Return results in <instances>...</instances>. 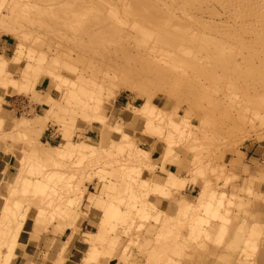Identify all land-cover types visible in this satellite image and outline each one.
Listing matches in <instances>:
<instances>
[{"label":"rangeland","instance_id":"374dc122","mask_svg":"<svg viewBox=\"0 0 264 264\" xmlns=\"http://www.w3.org/2000/svg\"><path fill=\"white\" fill-rule=\"evenodd\" d=\"M10 1L0 6V56L9 59L11 72L0 73V201L12 212L20 199L32 211L26 222L13 217L0 220V226L11 229L0 237L4 247L0 264H107L110 260V264H142L153 238L162 231L166 246L160 264L169 257L181 264H233L225 254L229 250L215 249L228 243L226 239L220 245L209 241L214 247L205 248L201 236L195 238L188 231L198 227V214L204 212L201 205L212 190L228 219L211 218V228L221 222L228 227L232 213L224 200L234 196L224 191L243 178L228 177L227 163L232 157H246L247 152L258 157L257 162L264 160V23L256 19L264 20V2L260 6L252 0L254 9L251 0L246 4L241 0L239 12L235 10L239 0L232 5V0H94L93 9L82 14L91 23L83 24L71 11L72 0H13V14ZM247 3L259 13L247 9ZM249 13L259 15H253L257 22ZM19 45L27 53L25 61L42 64L38 73L27 68L23 72L12 60ZM28 52L46 59L34 61ZM54 66L61 76L49 72ZM73 93L78 96L75 103ZM82 99L94 106L85 110ZM122 100L128 102L127 108L118 103ZM98 102L106 119L96 112ZM51 108L53 112L45 117ZM114 118L117 126L135 129L134 145L151 152L142 158L147 168L141 176L163 180L160 184L168 191L164 195L154 190L153 181L150 189L133 185L137 194L131 201L138 200L142 214L151 209L146 199H153L156 207L150 211L171 216L166 218L168 224L136 216L129 234L101 232L105 202L112 198L127 208L130 180L119 165L127 162L128 154L117 150L93 155L75 149L82 142L99 143L100 150L109 146ZM146 118L153 120V127H148ZM155 126L173 132L174 142L163 139ZM169 148L173 150L166 154ZM170 164L178 170H166ZM20 173L24 191L16 184ZM47 187L55 200L45 197L42 202L41 190ZM141 192L144 196L137 198ZM181 198L193 205L189 219L179 212ZM246 199L247 204L253 200ZM263 200L264 192L253 200L255 207ZM40 206L48 207L49 213L34 217ZM52 211L57 213L54 218ZM251 228L262 230L261 247L249 250L251 262L264 264V223ZM18 229L22 231L14 242ZM231 230L225 238L234 235ZM93 239L99 241L96 259L88 258Z\"/></svg>","mask_w":264,"mask_h":264},{"label":"bare ground","instance_id":"6f19581e","mask_svg":"<svg viewBox=\"0 0 264 264\" xmlns=\"http://www.w3.org/2000/svg\"><path fill=\"white\" fill-rule=\"evenodd\" d=\"M12 1L13 0H11L10 3H9V6H10L9 10H10L11 14L15 13V11H16L15 10L14 12H11L13 10V8H14V6H12V5H14V3H13L14 1L13 2ZM223 1H222V3H223ZM228 1H230V0H228ZM228 1L226 2L227 6H228V4L230 6V2L228 3ZM240 1L241 0H239V2H238L239 4L237 3L238 5L236 4V8L237 9H235V10H238L239 12H240V8H243V5H241V3L243 4L244 3L243 1H245V4H246L247 0H243L241 3H240ZM248 1L250 3V0H248ZM261 1L264 2V0H260V1L256 0L255 2L259 3ZM4 2H5V0H0V6H2L4 4ZM231 2H232L231 5L234 4L233 0ZM251 3L253 5L252 0H251ZM15 5H16V3H15ZM93 5H94V0H72V2H71V11L76 13L77 21L79 23H83V24L84 23H91V19L84 18L85 16L82 15V14H85L86 12H88V10H92L93 9ZM207 5H209V4H207ZM239 5H241L242 7H240V8L237 7ZM250 5L248 3L246 5L247 9H249V10L251 8V7L249 8ZM259 5L261 6L262 3L261 4L259 3ZM246 6L244 5V8H246ZM254 6L255 5H253L252 7H254ZM156 7H158V6H156ZM160 7H161V5H160ZM262 8H264V7L262 6ZM254 9H255V7H254ZM49 10H53V7L51 6ZM188 10H190V9H188ZM193 10H195V9H193ZM251 10H252V8H251ZM257 10H255V11L252 10V12H256L258 14L259 12ZM216 11H217V14H218L219 11L217 9H216ZM243 11H245V10H243ZM249 12H251V11H249ZM208 13H211V12L208 11ZM219 14H220V12H219ZM252 14L254 15V18H255V16H259V15L255 14V13H252ZM253 15L250 14L252 19H254ZM262 16H263V14H262ZM241 17H242V15H241ZM243 18H244V16H243ZM261 18L260 17H258V18L256 17V19H258V20L260 19L259 21H261V22L263 21L262 22V24H263L264 20H263V18L261 20ZM252 19L250 18V20H252ZM227 21H228V19H227ZM254 21L257 22V20H255V19L253 20V22ZM253 22L250 21L249 23L252 24ZM257 25H259V24H255L254 26L257 27ZM16 49L17 50L15 52V56H14V58L12 60L17 62L21 66V68H23V72L25 70L24 68H27V70H25V71H28L29 73H32V74H36V73H38L41 70V68H40L42 66L41 63L37 62V64H32L31 62L29 63L27 60H26L27 62L24 60V58L26 57V56H24V54L27 55V53H24V49H23V47L21 45H19ZM28 53H29L28 54V58L30 56V59L32 58V59H34V61L36 59V60H39L40 62H42V60L46 59V58H43L45 56H43V57L41 56V57H39L40 59H38V58H36V56L33 55L32 52L31 53L28 52ZM25 63L27 64V67L25 66L26 65ZM8 65H9V59H7V58H5L3 56H0V73L6 74V75H7V73H11V72H9L10 70L8 69ZM55 67H57V66L52 67V69L49 70V72L52 71L53 74H57V76H61V74H59V73L54 71ZM4 78L5 79H9L8 76H4ZM15 81H17V80L15 79ZM61 81H63V77H62ZM91 90H93V89H91ZM93 91H95V90H93ZM77 97L78 96L75 93H73L71 95L72 102H74V103L77 102L76 101ZM50 100H54V98L51 96ZM91 103H93V102H91ZM91 103H90L89 99L88 100L82 99L81 102H80L81 106H83L84 108L85 107H89L91 105ZM98 103L95 104V107L97 108L96 112L98 114H100L101 117L99 115H97L98 117L95 116L96 114H93V115H94V117H97L98 119H99V117L106 119V114H104L101 111V104L100 103L98 104ZM91 106H94V105H91ZM49 107L54 108L52 104ZM51 109H50L49 112H46L45 117L48 118L49 115L47 113H52L53 112V109H52V111H51ZM92 109H93L92 110V112H93L95 110V108L92 107ZM85 110H88V108L87 109L85 108ZM93 113H95V111ZM102 115H104L105 117L104 116L102 117ZM127 115L128 116L131 115V119L134 117V115L132 116V114H130V113H127ZM0 119H1V117H0ZM1 120H3V118ZM44 120H46V119H44ZM102 121H103V119H102ZM141 121H142V119H141ZM110 122L113 124V125L111 124V126L114 127V128L112 127L113 131H114V137H112L113 141L111 140L113 143L111 142V144H109V146L108 145H103L101 147V150H100V148H99L100 144L99 143H98V145H95V144H92V143H89V142H82L76 147L75 150H78V151H81V152L82 151H89L93 155L97 154L98 152L102 153L103 155H111V154H114V152L117 151V150L119 152H126V154H128V159H126L127 162L125 164H120L119 166H120L121 169H124L126 171V175H127V177H129L128 179L130 180V182H129L130 185H128V182H127V185L129 186V187L127 186L129 188V191H128V188H127V191H128L127 194L129 195V197H128L129 199L130 198L133 199L136 196V194H137L136 191L133 189V185L134 186L136 185L137 188L140 187V186L141 187H143V186L146 187L147 186L146 188L150 189V187H151L150 185L152 184V183H150V181L151 182L153 181V183L155 184L154 186L156 188L154 190H157V188H158V189L161 190L160 191L161 194H164V195L168 194V191H166L165 186L161 185V184H163V180H160V179H157V178H152L151 180H148V179H145V178H143L141 176L143 169L147 168V166L143 165V159L142 158H143V156H146L147 154H149L151 152H149L148 150H145L143 148H140L137 145H134V142H136L135 139H134L135 129H131V128H128V127H123L122 125H118L117 126L116 125L117 124V120L115 118L111 119ZM145 123L148 125V127H150V126L153 127V120L152 119H147L146 118ZM39 128L42 129V127H39ZM155 128L157 129L159 134L162 135L163 139H165V140H167V141H169L171 143L174 142L175 134L173 132H169L167 134L162 127L155 126ZM37 131H39V130H37ZM154 142H156V141H154ZM135 144H137V143H135ZM155 144L157 146V143H155ZM157 150H159V149H157ZM172 150H173V148L165 149V153L169 154V153L172 152ZM117 161L118 160H112V162H117ZM23 168L24 167H22V169ZM44 175H45V173H44ZM47 175L49 176L50 173H48ZM177 176L178 175L175 174V173L171 174V177L173 178L174 182H176ZM24 181L25 180L23 179V174L20 173L19 177H18V180L16 181V184H19L23 191L26 189L25 186H24V183H25ZM148 186H150V187H148ZM145 187H144L143 190H145ZM153 187H152V189H153ZM137 188H136V190H137ZM141 189L142 188H140L139 191H141ZM154 190H153V192H154ZM41 191L43 192V194H44V192L46 193V196H44L43 194L41 195L42 196L41 197L42 202H44L45 197H47L49 201L55 200V199H53V195H51V188L50 187H47V190H41ZM146 191H149V190H146ZM150 192H152V191H150ZM150 192H147V194L150 193ZM142 194H143V192H141V195L140 194L137 195V198H139V196H142ZM143 196H144V194H143ZM124 199H125V197H124ZM126 199H127V197H126ZM129 199H127L128 201H125V204L127 206V208L125 207L126 209H123L121 207V205L118 202L114 201V199H112V198L109 199L107 202H105V204L103 206L106 209V210H104V212L106 213V216H105L106 219L105 220L103 219L104 221H103V224H102L103 226H102L101 232L104 233V232H110V231H116V232L118 231V234H120L121 232H125V233L129 234L131 232V229H132V226H133V222H134V219H135L136 216H138V217L141 216L144 219L149 218V217H154L159 223L161 221H164V222H162L163 223L162 225L168 224L169 221H167L166 218L171 217V216H166L165 212L163 211L164 212L163 216L165 215V217H164L165 219L162 220V213H163L162 211L161 212H159V211L157 212L156 211L157 213H154V214L150 211V210H152V207L153 208L156 207L155 203L152 201L153 199L152 200L151 199L150 200L146 199L147 201L144 200V202L145 201L147 203L149 202L147 207H150L151 209L149 208L150 210H147V209H145L146 206H144L145 208L144 207L143 208L145 210H144V212L142 210V212H143L142 214H140V212H139L140 211V207H138L136 205L138 200L135 199L136 202L134 203V201L132 202L131 199L129 201ZM119 200H120V198H119ZM21 201H23V200L18 199L16 201V209H15V211H12V212H9L7 210V207L5 206V203L0 201V220L6 219L8 217H13L17 221L21 220V221L26 222V219H27L28 215L30 214V212L32 211V209L28 207V204L27 205H23V203ZM221 204H222L221 199H219L218 196H216L215 191L212 190L209 193V196H208L207 200L204 203H202V205H201L204 208L203 209L204 212H202V213L199 212V214H198V216L200 218L198 227L194 228V229L191 228L190 231H188V232H190L192 235H195V238H199L200 236L203 237V235H201V233L205 234L206 229H207L206 226L210 222H212L211 218H217L218 217V218H221V219L223 218L224 220L227 221L228 217H225V215H224V217L227 218V219H225L223 217L222 213H221V210H220ZM140 205L143 206L144 204L143 205L140 204ZM178 207H179V212L184 216V218H186V219L188 218L189 219V217H190V209L193 207L191 201L187 200L186 198H181V200L179 201V206ZM54 208H56L58 210H62L63 209L60 206H55ZM66 208H68V206H66ZM47 209H48V207H46V206H40L39 208H37V211L35 212L34 217L36 215L46 216L49 213L47 211ZM55 211H52L53 213H50V216L52 218H54V216L57 214ZM167 215H168V213H167ZM52 218H50V220ZM170 219L168 218V220H170ZM21 231H22V229H18L16 231V233L14 235V239H13L14 242L19 240ZM227 231H228L227 224L225 222H221V225H220V227H219V229L217 231L218 234L216 233L217 235H216L215 240H214V241H216L218 243L217 245H220L226 239L225 236H226ZM10 232H11L10 228H7L6 226H0V237H3L4 235L9 234ZM261 233H262V230H260V229L256 230L254 228H251V230H250V232H249V234L247 236H245V237L237 236L236 238H234L232 240V242L230 244H228L226 246L227 248L240 250V252H238L237 255H235V256L233 255L234 256V258L232 257L233 264H252L251 259H250V257L252 255H251V253L249 254V250L252 251L253 249L255 250V249L261 247L260 243L258 242V239L261 238L260 237ZM165 237H166L165 233L162 231L161 233L159 232V234L156 237L153 238L152 245L149 247V250L147 252V255H146L145 259L141 260L142 264H160V263H162L163 258H164V256H163L164 255V248L166 246ZM131 240L136 242L138 239L131 237ZM149 242H150V240L147 239L146 244H149ZM89 244L91 245L92 249L89 252L88 258L96 259L97 255H98V252H99V249H98L99 241L93 239V240H91V242H89ZM14 245L15 244L12 243L10 246H8V249L10 251H12V249L14 248ZM3 250H4V247L3 248L0 247V263H1V257H2V251ZM9 260H10V258H7L6 259V263H8ZM110 261H108L107 264H110ZM55 264H56V262H55ZM117 264H120V263L118 262ZM164 264H181V262L177 258L169 257V258H167V260L165 261Z\"/></svg>","mask_w":264,"mask_h":264},{"label":"crops","instance_id":"0c3cea01","mask_svg":"<svg viewBox=\"0 0 264 264\" xmlns=\"http://www.w3.org/2000/svg\"><path fill=\"white\" fill-rule=\"evenodd\" d=\"M122 108H127L128 102L119 101ZM242 152H245L241 150ZM258 157L250 155L247 152L246 157H232L231 161L227 163V172L229 176H240L238 184H231L229 188H227L224 192L233 195V200L230 198L229 200H224L226 206H229L231 209L230 214V222L228 223V231H232L233 229L234 235L231 237H227L226 241L228 243L222 246H215V249L229 250V252L225 253L229 257H234L238 254V252H233L231 248H227L226 246L232 242L234 238L237 236L245 235L247 236L251 230V227L256 224L264 223V200L261 203L260 207H255L254 201L262 196L264 192V160L257 162ZM254 161L255 164H254ZM174 164H170L167 166L166 170L177 171L178 168L174 169ZM167 176V173L165 174ZM250 197L253 199L250 203H246V198ZM231 201V202H230ZM240 206L241 209L236 208ZM213 222H210L206 226V232L201 237V244L203 247L213 248L209 245V241H214L217 231L221 225L219 223L218 227L211 228ZM233 225V228H232ZM67 231V230H66ZM217 233V234H216ZM231 240V241H230ZM230 241V242H229ZM235 251L237 249H234ZM239 251V250H238ZM234 255V256H233Z\"/></svg>","mask_w":264,"mask_h":264}]
</instances>
